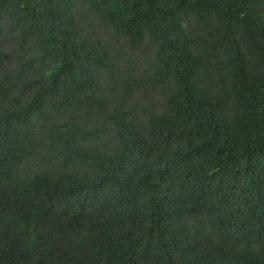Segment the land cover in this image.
Masks as SVG:
<instances>
[{
  "label": "trees",
  "instance_id": "1",
  "mask_svg": "<svg viewBox=\"0 0 264 264\" xmlns=\"http://www.w3.org/2000/svg\"><path fill=\"white\" fill-rule=\"evenodd\" d=\"M5 41L0 264H264V0H0Z\"/></svg>",
  "mask_w": 264,
  "mask_h": 264
},
{
  "label": "rangeland",
  "instance_id": "2",
  "mask_svg": "<svg viewBox=\"0 0 264 264\" xmlns=\"http://www.w3.org/2000/svg\"><path fill=\"white\" fill-rule=\"evenodd\" d=\"M5 32H6V37H10V36L13 35V32H11L10 30H8L7 28H5ZM15 45H16L15 42H7V41H5V42H2L0 44V49H4V51H5V50H8V49H11Z\"/></svg>",
  "mask_w": 264,
  "mask_h": 264
}]
</instances>
